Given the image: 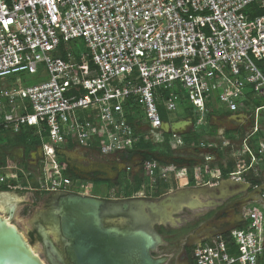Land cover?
<instances>
[{
	"label": "built area",
	"instance_id": "1",
	"mask_svg": "<svg viewBox=\"0 0 264 264\" xmlns=\"http://www.w3.org/2000/svg\"><path fill=\"white\" fill-rule=\"evenodd\" d=\"M252 4L262 7L264 0H0V79L20 71L47 74L29 86L9 79L0 83V129L15 134L32 127L41 151L36 174L6 158L0 184L21 186L22 173L27 184L46 192L88 194L80 178L64 173L58 150L72 142L102 156L125 154L147 138L170 148L184 146L180 132L162 129L177 120H162L158 110L160 105L165 114L175 111L181 96L196 116L185 119L191 126L206 123L207 100L250 120L241 141L249 161L229 176L248 182L242 174L258 171L264 153V102L254 103L264 99V71L257 65L264 62V14L248 12ZM77 38L84 40L85 52L72 49ZM87 59L92 67L79 72ZM158 131L167 135L156 139ZM257 133L263 136L254 147ZM198 147L223 153L227 142L203 140ZM192 169L195 181L201 171L212 179L206 165ZM181 170L187 179V168ZM138 171L140 189L151 191L172 181L174 167L144 159ZM245 219L225 234L196 242L194 264H264V188L251 200Z\"/></svg>",
	"mask_w": 264,
	"mask_h": 264
},
{
	"label": "water",
	"instance_id": "2",
	"mask_svg": "<svg viewBox=\"0 0 264 264\" xmlns=\"http://www.w3.org/2000/svg\"><path fill=\"white\" fill-rule=\"evenodd\" d=\"M185 125L190 123L177 120L164 123L162 129L182 133ZM248 187V182L228 177L215 185L177 189L158 200L127 198L110 205L93 195L70 192L52 202L48 220L36 224L45 261L48 264H167L166 256L151 254L163 244L161 235L153 228L155 223L174 221L172 214L183 205L191 209L203 205L213 207L215 199L239 194ZM263 188L264 185L251 200H255ZM199 195L208 200L201 202ZM116 215L125 218L117 220L120 216L114 217ZM56 233L65 246L64 251L54 244ZM0 264H46L23 234L1 217Z\"/></svg>",
	"mask_w": 264,
	"mask_h": 264
},
{
	"label": "flooded vegetation",
	"instance_id": "3",
	"mask_svg": "<svg viewBox=\"0 0 264 264\" xmlns=\"http://www.w3.org/2000/svg\"><path fill=\"white\" fill-rule=\"evenodd\" d=\"M250 123V120L246 118L245 122ZM38 149V148H36ZM34 149V150H36ZM21 148L17 151V156L20 157L22 161L30 158V152L25 153V151ZM32 150V151H34ZM40 151V150H39ZM61 153V152H60ZM152 154L156 157L157 160L163 162L168 161V158L162 156L158 152L153 151ZM13 155H15L13 153ZM40 153L38 152L37 158H39ZM138 159V166L141 161L144 159V154L142 152L135 153ZM134 155H130L129 158L127 155H121L122 159L118 163H111L108 160L105 163L95 162L93 165L81 166L82 164H78V160L75 162H69L68 159H72V156L65 155L62 153V162L63 167L66 173H68L73 178H81L88 179L90 181H105L107 184V189L111 191L109 194H105L102 196L93 195L99 197L104 200L105 204L110 205L119 202L121 199L127 198H142L145 201L148 200H158L166 193H171L176 191L177 189L186 190L190 188L202 187L204 185H215L220 179L217 180H198V182H191L187 177L186 183L181 186H172L164 189L160 194H156L154 189L151 191L148 190V194L142 193L138 194L137 192L132 195H117L114 192L115 184L119 182L129 181L132 179V176L135 174H139L138 166L137 169H133L130 172L127 171L125 167L126 161L132 159ZM100 156V155H97ZM9 158V157H6ZM5 158V159H6ZM10 159V158H9ZM35 159V158H34ZM34 164V161L31 162ZM264 182H260L258 184L252 185L249 182V187L245 191L244 194H235L226 196L223 199H215L213 207H203L198 208H189L187 206H181L178 208L172 215L174 216V221H165L158 222L153 225V228L161 235L163 240V244L158 245L155 249H159L161 246H169L174 243V249L176 250V254L174 253H163L160 255H156V251L154 250L151 254L154 257L157 256H166L167 264H194V260L192 257V247L193 245L207 237H210L215 234H225L230 229L241 226L245 222V215L248 206L251 203V199L254 197V194L259 190L258 187L262 186ZM12 184L8 181L0 184V217L6 219L9 224L14 225L25 237V239L32 245L33 241H36L39 245V249L43 252L44 247L41 242V238L38 235L37 223H43V221L48 220L49 209L52 205V202H56L62 197L68 196L71 191L66 190H57L52 192H46L37 188L35 185L27 184L26 186H17L12 187ZM4 187H7L4 189ZM19 187V188H18ZM27 188V189H26ZM30 192L31 194L27 199H23L24 193ZM23 193V195H22ZM79 195H91V194H81L78 192H71ZM15 197H14V196ZM201 202H205L208 199L199 195ZM37 205L36 211L33 213H28L29 207H34ZM36 208V207H35ZM175 208V207H174ZM12 209V210H10ZM30 215L27 220V227L25 233H23L20 228L15 224L14 218L16 215ZM125 215V212L123 213ZM120 215H116L114 217H118ZM124 219V216H120L117 220ZM109 222V221H108ZM123 226L125 222L122 220ZM178 230L177 233H168V231ZM193 235V236H192ZM192 236V237H191ZM194 236H196L194 238ZM54 244L61 251L65 250V246L61 243V239L59 234H55L53 238ZM40 256V255H39ZM41 259L45 261V256L42 253L40 256Z\"/></svg>",
	"mask_w": 264,
	"mask_h": 264
},
{
	"label": "rangeland",
	"instance_id": "4",
	"mask_svg": "<svg viewBox=\"0 0 264 264\" xmlns=\"http://www.w3.org/2000/svg\"><path fill=\"white\" fill-rule=\"evenodd\" d=\"M70 45L72 47V49L76 52L79 51H86V45L84 43V40L82 38H77L74 41L70 42ZM47 77L46 71L44 69H40L38 73H28L26 71H20L17 72L16 74L6 77L4 79H0V83L6 84L8 83V78L11 79L12 82H15L17 86H29V85H33L39 81L45 80ZM264 99H254V103L259 104V103H263ZM218 106L215 107L214 106V111L215 113L213 114V116L209 118L210 123H212L215 127L216 130V135L213 136V139L218 143V146L220 144V142H222L223 140H226L227 142V147L226 150L223 152V156L221 154H217L216 153H208V151L206 153H203L202 155H199L198 157H195L194 155L191 154L190 152V147L188 146H181L178 148H172V155L170 158H168L167 164H171L174 167V172H172L171 174V179L172 181H167L164 182L166 183V185L169 187L172 186H181L185 183V181L187 180L186 177L184 176L181 168H187L188 166L191 165V162H196L195 165L200 164V165H206L209 169H211V171H213L214 167L217 166V164H222L225 165L227 163V161H232L234 163V168L237 170L238 166L240 164H246L249 160L248 156L244 155L241 153V141L242 138L244 137V135L247 133L248 129H249V124L244 123L246 119H242L241 123H236L232 117L228 114V113H224V112H217V111H221L223 108L222 105L217 104ZM217 112V113H216ZM183 116V111L181 109V107L179 106L178 109H176L175 111H170L168 114H166V118L170 121H174V120H184L185 119H180ZM195 116V115H194ZM196 118V116H195ZM191 125H185L182 127V132L188 130V127H190ZM205 130L209 129V126L207 125L206 127H204ZM230 129L231 132L233 133L232 136H237V139H230L227 138L225 135H222L223 131H226ZM144 133H146V135L149 137L151 135V132L149 131V129H146V131H143ZM159 133H155L153 134V136H156V139L158 137V139L166 136L167 134L162 132V131H158ZM230 132V131H227ZM6 132L4 131H0V147L8 144L9 138L6 136L5 134ZM260 137V133L255 134L251 141L253 143V146H257V142L258 139ZM147 141H150L148 138L146 139ZM206 140V138H205ZM162 145V143L160 142H155L154 146L155 148H159V146ZM20 146H16L13 147L11 149L6 150V154H8V157L10 159H13L14 162L16 163L17 167H19V169L23 172H30L32 174H36L38 172L39 169V160L41 157V154L39 155V158L36 159L37 157H34V160H30V158H28L27 160H21L19 159L20 157H18L17 151L18 148ZM22 148V147H20ZM195 148V147H193ZM68 149V153H72L73 155H69L72 156V159H68L69 162H75V160H78V164H82L81 166H87V165H93L95 162L98 163H105V161H109L111 163H118L121 159L122 156L124 155L122 153L119 154H113L110 156H102L100 154H98L95 149H92L90 147H86V146H78L76 145L74 148H66ZM60 151L61 149L58 150L59 155H60ZM41 152V151H40ZM13 153L15 155H13ZM11 154V156H9ZM100 155V156H97ZM207 155V156H206ZM179 158L182 161L181 162H177L175 161V158ZM195 158V159H194ZM60 159H62V156H60ZM241 160V162H240ZM34 161V164H31V162ZM138 159L137 156L134 155L132 157V159H130L129 161H126L125 167L127 168L128 166L133 170L137 169L138 166ZM193 164V166H195ZM234 169V170H235ZM250 173V172H249ZM66 175H69L66 173ZM200 180H206L208 177H206V175L201 171V173L199 174ZM260 177V176H259ZM73 178V177H72ZM81 179V178H80ZM170 179V180H171ZM261 180V182H264V176L263 178H259ZM81 182H83V187H82V192H88V194L91 195H98V196H102L105 194H109L111 193L110 190L107 189V184L105 181L102 180H98V181H90L88 179H81ZM194 182H198V180L194 181ZM32 183H30L31 185ZM24 185V184H22ZM21 185V186H22ZM27 185V183H25V186ZM33 185V184H32ZM13 187V186H12ZM14 187H17L14 185ZM19 188V187H18ZM27 189V188H26ZM114 192H116L117 187H114ZM141 190V195L142 193H146L148 194V188H146L144 191ZM139 190V191H140ZM245 191L241 192L240 194H244ZM31 193L27 192V193H22L23 195V199H27V197H29ZM202 196V195H201ZM37 205L35 204L34 207H29L28 208V213L31 212V210L33 211V213L36 211L37 209ZM36 207V208H35ZM28 216L30 215H16V217L14 218V222L15 224L20 228V230L25 233L26 227H27V220H28ZM193 236V235H192ZM33 247H35L36 252L41 256V254L43 252H41V250L39 249V245L36 241H33L32 243ZM156 251V255H160L163 253H174L176 254V250L174 249V243L172 245L169 246H161L158 250L155 249Z\"/></svg>",
	"mask_w": 264,
	"mask_h": 264
},
{
	"label": "trees",
	"instance_id": "5",
	"mask_svg": "<svg viewBox=\"0 0 264 264\" xmlns=\"http://www.w3.org/2000/svg\"><path fill=\"white\" fill-rule=\"evenodd\" d=\"M247 10H248V12L253 10L252 14L263 15L264 14V5L262 7H258L257 5L252 4L251 6H248ZM257 65L260 68H262V70L264 71V62L257 61ZM89 67H92V66L90 65L89 59H87V62H85L82 65V69L79 72L82 73L83 71H85ZM12 75H14V74H11L9 76H12ZM8 79L11 80L10 78H8ZM74 88H75V91H77V93L82 92L79 85H75ZM162 93H164L165 95H168V94H170V91L165 90V91H162ZM67 94H70V92ZM206 105H207V113H206V117H205L206 123L199 128L194 127V126H190L188 128V130L183 131L181 133L183 141L185 142V145L188 144L189 142L192 145H198L200 143V141L205 136H215L216 130L214 127H212L209 124L210 116L215 113V111L213 109L214 106L212 104H210V100H207ZM180 106H181V109L183 111V116L180 119L191 118L192 121L195 120V116L191 110V106L188 103V101L186 100V98L183 96L180 97ZM128 109L129 108L125 106L126 120L129 122H132L133 116ZM158 110H159V115L162 118V120L167 121L168 119L166 118V114L163 112V109L160 105H158ZM217 112L231 113V112L225 111V110H221V111H217ZM207 125L209 126V129L205 130L204 127H206ZM0 131H2V130L0 129ZM227 131H230V132H227ZM4 132H6L5 134L9 138V141H8V144L0 147V163H2L5 160V158L8 157V154H6V150H8V149H11L15 146H20L24 149L25 153H28L29 151L36 149L40 145V139L35 135L34 129L30 126H22L20 128L19 132L15 133V134H11L8 131H4ZM232 134L233 133L231 132V130H226L224 132V135L227 138L237 139V136L236 135L232 136ZM72 146H73V143L68 142V143H66L65 148H71ZM153 151L158 152L159 154H161L162 156H165L166 158H170L172 155L173 149L170 148L169 145L165 142H163L162 145H160L159 148L157 149V148H155L153 142L140 140L133 147H131V149H129L128 152L125 153L124 155H127L129 158L130 155H134L135 153L142 152L144 154V159H156V157L152 154ZM217 153L221 154V155L223 154L221 151H217ZM175 161L181 162L182 160L176 157ZM193 164L194 163L192 161L191 165L187 167V176L192 183L195 181L193 178V174H192L193 173V169H192ZM233 170H234V163L232 161H227V163L225 165L217 164V166L214 167V169L212 171V179L211 180H217L220 178L221 179L228 178L230 176V173L233 172ZM64 173H66L65 170H64ZM68 176H70V175H68ZM244 179L248 182H251L252 185L258 184L261 182V180L259 179L258 171L254 172L252 174L251 173L246 174L244 176ZM142 182H143V179L140 176V173L135 174L132 176L131 180L119 182V183L115 184L117 187L116 193H117V195H132L133 193L140 190ZM11 183L13 185H15V183L13 181ZM18 183H20L21 185L22 184L25 185V183H26L25 179L23 178L22 173H20L18 175L17 184ZM32 184L35 185L34 183H32ZM5 188H7V187H4V189ZM166 188H167L166 183L159 182L153 189H154L156 194H160ZM177 232H178V230H172V229H170L168 231V233L179 234Z\"/></svg>",
	"mask_w": 264,
	"mask_h": 264
},
{
	"label": "crops",
	"instance_id": "6",
	"mask_svg": "<svg viewBox=\"0 0 264 264\" xmlns=\"http://www.w3.org/2000/svg\"><path fill=\"white\" fill-rule=\"evenodd\" d=\"M231 117H232V119L236 122V123H241L242 122V119H243V116H240L239 114H236V113H228ZM213 116V115H212ZM211 116V117H212ZM245 119V118H244ZM187 120V119H186ZM209 124L212 126V127H214V125L212 124V123H210V121H209ZM189 128V127H188ZM215 128V127H214ZM228 130H230V129H228ZM224 132L225 131H223V133H222V135H224ZM216 135V134H215ZM263 136V134L262 133H260V137H262ZM205 138H206V140H209V139H213V136H205L201 141H203V140H205ZM184 146H188V147H190L191 149H190V152H191V154L192 155H194L195 157H198L199 155H202L203 153H206L207 152V149H200L199 147H198V145H192L190 142L188 143V144H186V145H184ZM16 147V146H15ZM75 146L73 145L71 148H74ZM193 147H195V148H193ZM38 149H36V150H34V151H29L30 152V160H34V157H36L37 156V154H38V152L40 153V148H39V146L37 147ZM70 148V149H71ZM21 148L19 147L18 148V150H20ZM24 150V149H23ZM22 150V151H23ZM68 151V149H66L65 147L64 148H62L61 149V155H62V153H64L65 155H73L72 153H68L67 152ZM206 151V152H205ZM212 153H216V152H212ZM217 154V153H216ZM9 156H11V154L9 155ZM223 156V155H222ZM259 157V160H260V163H259V165L257 166L258 167V174H259V176L261 177V178H263V176H264V153L261 155V156H258ZM195 159V158H194ZM249 160V159H248ZM194 163V165H195V163L196 162H193ZM248 163V162H247ZM246 163V164H247ZM197 165H200V164H197ZM235 169V168H234ZM254 173L252 170H248V171H245L243 174H242V176L244 177L246 174H248V173ZM259 177V178H260ZM262 185H264V184H262Z\"/></svg>",
	"mask_w": 264,
	"mask_h": 264
}]
</instances>
